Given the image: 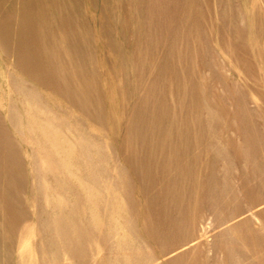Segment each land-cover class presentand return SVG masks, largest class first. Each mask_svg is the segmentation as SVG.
I'll return each mask as SVG.
<instances>
[{
    "label": "rangeland",
    "instance_id": "374dc122",
    "mask_svg": "<svg viewBox=\"0 0 264 264\" xmlns=\"http://www.w3.org/2000/svg\"><path fill=\"white\" fill-rule=\"evenodd\" d=\"M0 264H264V0H0Z\"/></svg>",
    "mask_w": 264,
    "mask_h": 264
}]
</instances>
